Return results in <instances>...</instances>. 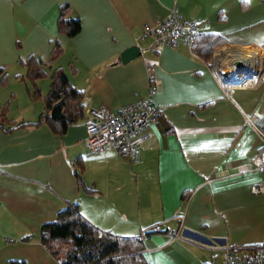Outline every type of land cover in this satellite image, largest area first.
Wrapping results in <instances>:
<instances>
[{
  "label": "crops",
  "instance_id": "0c3cea01",
  "mask_svg": "<svg viewBox=\"0 0 264 264\" xmlns=\"http://www.w3.org/2000/svg\"><path fill=\"white\" fill-rule=\"evenodd\" d=\"M62 4L79 21L72 37L56 32ZM172 7L197 23L198 34L216 37L209 62L179 43L121 64L120 52L146 48L151 37L140 38L144 27L155 26ZM55 47L60 56L50 71L61 68L82 91L85 117L99 106L114 110L137 102L148 91L159 111L137 162L114 152L88 153L86 120L61 135L45 124L0 130V264H56L38 232L69 204L99 232L142 237L150 264H221L222 244L264 241V146L243 120V114L264 117V65L254 78L237 76L243 85L229 95L213 72L214 55L229 48L227 54L258 48L264 60V2L0 0V67L8 77L0 90L14 92L10 83L17 82L26 96L18 116L8 117V109L15 124L33 123L42 112L27 96L30 86L13 78L25 73L18 60L35 55L46 63ZM43 80L35 84L45 94ZM8 98L16 102L14 93ZM77 158L89 194L76 185ZM156 224L160 231L149 232Z\"/></svg>",
  "mask_w": 264,
  "mask_h": 264
},
{
  "label": "trees",
  "instance_id": "16d2710c",
  "mask_svg": "<svg viewBox=\"0 0 264 264\" xmlns=\"http://www.w3.org/2000/svg\"><path fill=\"white\" fill-rule=\"evenodd\" d=\"M264 2V0H261ZM69 6L62 4L57 8L55 19L56 32L59 35L72 37L78 33L80 25L77 19L69 17ZM216 37L198 34L190 49L201 61L208 63ZM60 56L55 47L46 63L40 57L29 55L17 64L24 68L23 76L13 78L27 83L30 90L27 96L31 101L41 102L42 112L33 123L15 124L7 118L10 101L0 103V130L4 133L17 128L47 125L54 134L61 135L68 126L87 119L84 115L83 93L77 90L67 79L61 68L50 71V65ZM49 80L48 90L42 94L36 87L39 80ZM8 77L0 67V87H5ZM148 85H152L149 79ZM264 153V147L260 151ZM76 185L84 193L91 189L84 186L81 180L83 164L80 158L74 162ZM264 178V162L262 165ZM30 237H25L28 240ZM38 239L56 264H150L142 254V237H117L106 232H99L77 212L75 204H69L59 210L52 222L43 224L38 232ZM64 245L66 248H61ZM7 264H24L23 261H8Z\"/></svg>",
  "mask_w": 264,
  "mask_h": 264
},
{
  "label": "built area",
  "instance_id": "2783aa9c",
  "mask_svg": "<svg viewBox=\"0 0 264 264\" xmlns=\"http://www.w3.org/2000/svg\"><path fill=\"white\" fill-rule=\"evenodd\" d=\"M197 35V23L182 19L175 7H172L166 17L155 26L144 27L140 38L149 36L151 41L146 48L139 51V54L154 51L160 45L176 48L179 43L190 49ZM230 49L232 48L226 50ZM253 49L260 52L258 48ZM226 50L214 55L213 72L225 95H229L234 87L243 85L235 81L237 76L254 78L260 75L264 60L262 57L255 63L252 61V63H246L237 55L227 54ZM253 58L256 56L254 55ZM224 60L229 63L225 67L220 66L219 63ZM235 62L240 64L244 74L236 73V68L233 66ZM158 111V107L152 104L150 91L139 101L114 110L99 106L87 111V119L83 124L85 131L83 145L86 151L88 153L114 152L137 162L141 147L152 137L150 129L156 122ZM243 120L264 146V117L243 114ZM160 229L161 225L156 224L149 227L148 231L156 233ZM175 237L176 234H173V238ZM218 252L221 264H264V241L243 247L222 244ZM206 264H215V262L210 259Z\"/></svg>",
  "mask_w": 264,
  "mask_h": 264
},
{
  "label": "rangeland",
  "instance_id": "374dc122",
  "mask_svg": "<svg viewBox=\"0 0 264 264\" xmlns=\"http://www.w3.org/2000/svg\"><path fill=\"white\" fill-rule=\"evenodd\" d=\"M12 83H14V84H16V88H15V91L13 92V91H11L9 88H8V90H2V92H1V90H0V97H1V95H2V97L1 98H4L3 100H4V102L3 103H5V102H7V101H9V98H8V95H9V93H14L15 94V96H16V102H13L12 100H11V102H10V107H9V113H8V117L10 116V117H15V116H18L19 114H20V110H21V106H20V101L21 100H24L25 99V91H23V85L22 84H19V83H17V82H11L10 83V85L12 84ZM48 83H49V80H48V78L46 79V80H43V81H41L40 82V84H43V85H45V89H44V91H42V92H46V90H47V86H48ZM2 88H4V87H2ZM12 88H13V90H14V87L12 86ZM36 107H38V108H40V110L42 109L41 107V103H38V102H36ZM35 116V115H34ZM61 248H66L64 245H59Z\"/></svg>",
  "mask_w": 264,
  "mask_h": 264
},
{
  "label": "water",
  "instance_id": "95a60500",
  "mask_svg": "<svg viewBox=\"0 0 264 264\" xmlns=\"http://www.w3.org/2000/svg\"><path fill=\"white\" fill-rule=\"evenodd\" d=\"M137 57H139V49L136 46H130L120 52L119 61L121 64H126ZM233 66L236 68L237 74H241V73L244 74V71L242 70L238 62L233 63Z\"/></svg>",
  "mask_w": 264,
  "mask_h": 264
},
{
  "label": "bare ground",
  "instance_id": "6f19581e",
  "mask_svg": "<svg viewBox=\"0 0 264 264\" xmlns=\"http://www.w3.org/2000/svg\"><path fill=\"white\" fill-rule=\"evenodd\" d=\"M232 55H237L239 59H243L246 63H250L251 61L253 63H255L256 61L261 60V58H262L260 56V54L254 49H250L249 51H246V52H243V53H241L240 51L237 50L234 53H232ZM254 55L256 56V58H253Z\"/></svg>",
  "mask_w": 264,
  "mask_h": 264
}]
</instances>
